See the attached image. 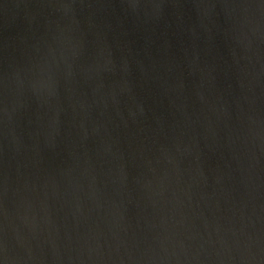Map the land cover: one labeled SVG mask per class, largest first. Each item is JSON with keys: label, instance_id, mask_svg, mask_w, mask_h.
Returning <instances> with one entry per match:
<instances>
[{"label": "water", "instance_id": "95a60500", "mask_svg": "<svg viewBox=\"0 0 264 264\" xmlns=\"http://www.w3.org/2000/svg\"><path fill=\"white\" fill-rule=\"evenodd\" d=\"M0 264H264V0H0Z\"/></svg>", "mask_w": 264, "mask_h": 264}]
</instances>
